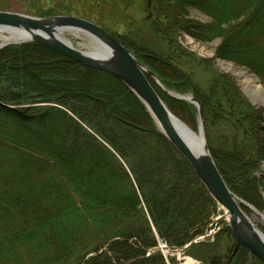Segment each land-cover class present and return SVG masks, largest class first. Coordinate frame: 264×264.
I'll use <instances>...</instances> for the list:
<instances>
[{
	"label": "trees",
	"instance_id": "obj_1",
	"mask_svg": "<svg viewBox=\"0 0 264 264\" xmlns=\"http://www.w3.org/2000/svg\"><path fill=\"white\" fill-rule=\"evenodd\" d=\"M193 8L209 19L190 18ZM149 19L152 36L167 40L169 51L116 37L168 86L169 58L177 53L213 72L206 91L173 65L180 74L175 85L191 91L202 106L207 144L228 186L264 210V172L258 174L264 111L210 59L178 41L183 34L206 43L221 38L217 55L264 83V0H152ZM3 80L10 83L7 90ZM21 92L29 96L17 98ZM158 92L195 127L193 104ZM37 98L64 104L74 116L60 106H15ZM117 156L127 161L134 179ZM218 207L120 79L39 42L0 52V264H166L161 251H148L159 239L185 246L212 223ZM218 234L185 254L203 264H226L229 256L223 260L219 248L223 238L232 237L229 225ZM231 264L264 262L242 247Z\"/></svg>",
	"mask_w": 264,
	"mask_h": 264
},
{
	"label": "water",
	"instance_id": "obj_2",
	"mask_svg": "<svg viewBox=\"0 0 264 264\" xmlns=\"http://www.w3.org/2000/svg\"><path fill=\"white\" fill-rule=\"evenodd\" d=\"M0 27L28 33L29 40L14 43L39 42L84 66L106 71L124 82L146 106L163 135L188 161L208 192L225 211L217 219L229 217L228 225L235 239V247L227 264H231L242 247L264 262V234L246 214L243 206H249L252 213H255L256 209L231 190L220 172L207 144L203 110L200 102L195 97L171 94L163 88L172 96L180 100L190 101L197 106L200 115L198 133L203 137L206 145L204 156L197 155L187 144L188 140L182 133L181 126L190 129L182 119L173 114L151 82L150 77L159 86L163 87L156 74L145 67L135 53L110 31L92 21L76 16L36 17L4 10H0ZM64 31H81L101 47L100 53H98V50H96V54L90 51H82L71 42L62 40L58 34ZM208 235L209 230H206L182 247H172L164 244L161 246L160 244L152 248L149 253L156 251L183 252Z\"/></svg>",
	"mask_w": 264,
	"mask_h": 264
},
{
	"label": "rangeland",
	"instance_id": "obj_3",
	"mask_svg": "<svg viewBox=\"0 0 264 264\" xmlns=\"http://www.w3.org/2000/svg\"><path fill=\"white\" fill-rule=\"evenodd\" d=\"M151 3H152V0H0V10L18 12V13H22V14H26L30 16H36V17H52V16H59V15L76 16V17H80V18H84L86 20L92 21L102 26L106 30L110 31L115 37L117 35L126 36L132 41L139 42L140 44L145 43L147 45H150L153 48H156L157 50L158 49L160 50L161 48V50L166 51L169 49V42L167 40H160V39L158 40L157 37L152 36V32L149 29V25L146 24V22L150 20L149 16L151 14ZM189 16L190 18H194L196 20H201V21H207L209 19L208 16H206L202 11L196 8L190 9ZM68 34L72 41V44L76 48L82 51H89L92 48V43L90 39L87 38L85 35L76 36L70 33V31H68ZM178 41H179V45L183 49L196 54V56L198 57L210 59L214 63V67L216 68L218 72L226 74L227 76L232 78V80L236 83L237 87L242 92V94L248 99V101L253 106L264 111V100L259 103L253 102L251 96L246 91L245 83L243 82V79L240 78L238 73L247 72L251 74L252 76L257 78V80L259 81V83L262 85L263 88H264V83L261 81V79L257 75L250 72L248 69L237 66L233 62L222 59L217 55V48L221 44V38H217L212 42L206 43V42H200L196 40L194 37H192L189 34H183L182 36L178 38ZM30 42H36V41H28V42H23V43H9L4 46L0 45V52L6 50L8 47H11V46L22 45V44L30 43ZM177 54L176 55L174 54L175 56L174 59L169 58L171 63L178 69L182 70L183 74H186V76H188V79L189 78L192 79L193 82L201 86L204 90L208 91L210 88L211 81L213 79V72L211 73L210 71H208L202 66H197L196 63L194 61H190V58L188 57L178 58ZM142 64H144V66L147 67L148 69L152 70V68H150V66H148L144 62H142ZM173 65L170 68H168L170 75L172 76V82H173V85H170V86L166 85V83H164V81L156 74V72L152 70L156 74L158 81L163 86V87L159 86L150 77V80L155 86L156 90L161 91L164 95L175 98V99H178V98L172 96L171 94L195 97L191 91H184L186 89L181 90L178 85H175V82L178 81V79L176 78H178L180 74L173 67ZM9 84L10 83L5 82L3 80L1 82V86H2L1 88L4 90H7L5 88H7ZM163 88L169 91L171 94L166 92ZM20 94H19L20 97H17V98L29 96L28 94L23 95L24 92L23 93L21 92ZM134 95L136 96L135 93ZM33 96L38 97L39 95L33 94ZM161 97L163 98L162 95ZM138 100L141 101L139 98ZM163 100L166 102L164 98ZM187 102L193 104L194 107L196 108L195 127L193 128L190 123L184 121L180 116L178 115L177 116L180 119H182L185 123H187L192 129L198 131L199 122H200V115H199L198 108L194 103L190 101H187ZM51 105L60 106L61 108L69 111L67 108H65V106H63L64 104H61L58 102L54 103L52 101H49V99H45V98L44 99L37 98L31 101L27 100V102L23 104H16L15 106L17 108L20 107L22 109L30 108V107L36 108L35 111H39ZM146 110L151 115V113L149 112L147 108ZM70 113L72 114V112ZM151 117L153 118L152 115ZM153 120L155 121L154 118ZM81 123L90 133L96 136L109 149H111V146L106 141H104L98 135L96 131H94L87 124L83 122ZM205 135H206V132H205ZM206 141H207V138H206ZM111 150L114 151L113 149ZM117 157L119 158L120 164L122 165L124 170L128 172V174L132 177V179H134L132 170L130 169L127 161L121 158L120 156H117ZM263 172H264V162L262 163L261 168L258 171V174L262 175ZM248 203L254 209L264 214V210L257 208L255 205L251 204L250 202ZM243 209L246 212V214L254 221V223L261 230V232L264 234V219L262 220V219L256 218L254 214L252 213V209L249 206H243ZM224 212L225 211L222 209V207L219 206L217 215L214 217L212 223L208 225L207 227L208 229L207 228L205 229V230H209V236L202 240H205V239L213 240L216 235H219L218 233L221 230L225 229L226 225L228 224V218L217 219L220 215H223ZM196 237L197 236H195L193 239H195ZM158 241H159V244H164V242L161 239H159ZM220 245L221 247L219 248V254L221 255L222 259L224 260L226 256H229L230 258L232 251L235 247V239L233 238V236L230 238V241L228 238H223L221 240ZM161 253L163 254L166 260V264H180L182 261H184V258L186 256L193 257L195 260H197L199 264H203L201 260H199L198 258L190 254H185V252L170 251L168 255H165L166 253H164L163 251H161ZM237 254L235 255V257L237 256ZM235 257L233 258V260L235 259Z\"/></svg>",
	"mask_w": 264,
	"mask_h": 264
},
{
	"label": "bare ground",
	"instance_id": "obj_4",
	"mask_svg": "<svg viewBox=\"0 0 264 264\" xmlns=\"http://www.w3.org/2000/svg\"><path fill=\"white\" fill-rule=\"evenodd\" d=\"M70 33H72L73 35H76V36L85 35L81 31H72V32L70 31ZM58 36L62 40L72 43V41L69 37L68 31H64L62 33L60 32L58 34ZM86 37L89 38L88 36H86ZM26 40H29V35L25 31L13 30V29H4V28L0 27V45L7 44V43H14V42H22V41H26ZM90 41L92 43V48L89 50L90 52H94L96 54V50L101 51V47H99V45H97L93 41V39H90ZM100 51L98 53H100ZM238 75L240 76V78L243 79V82L245 83L246 91L251 96L253 102L259 103V102L263 101L264 100V88L259 83L257 78L252 76L251 74H249L247 72H240V73H238ZM173 114L177 117V115L174 112H173ZM156 125H157V123H156ZM157 127H158V125H157ZM181 127H182V131H183L182 133L187 137V140L189 142L188 143L186 141L187 144L191 147V149L197 155L204 156L205 152H206V145H205L203 137L201 135H199L198 131L192 129L189 125H188V127L190 130H188L184 126H181ZM253 214L256 218H259L262 220L264 219V214L260 213L258 210H256L255 213H253ZM227 218H229V217H227ZM159 245L160 244H158V246ZM164 245H167V244L164 243ZM161 246H162V244H161ZM169 252L170 251H166V252L164 251V253H166L165 255H168ZM180 264H199V263L193 257L186 256L184 258V261H182Z\"/></svg>",
	"mask_w": 264,
	"mask_h": 264
}]
</instances>
